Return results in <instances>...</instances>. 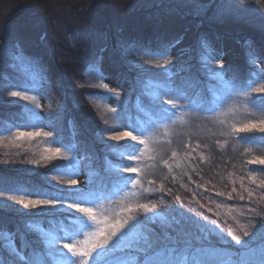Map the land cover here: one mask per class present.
<instances>
[{"label":"trees","instance_id":"16d2710c","mask_svg":"<svg viewBox=\"0 0 264 264\" xmlns=\"http://www.w3.org/2000/svg\"><path fill=\"white\" fill-rule=\"evenodd\" d=\"M101 1L106 6L112 4L111 0ZM173 1L171 0L170 4L159 2L140 9V11L147 12L145 16L155 19L153 22L145 21L140 24H131L129 27L112 30L108 35L109 48L113 55L112 60L116 65L115 68H117V75L128 83L120 84L122 86L119 88L129 91L127 98H125L124 107L118 104L111 106L104 101L111 92L109 89L100 87L99 80L102 73L97 67L95 68L93 65L89 67L86 70L88 78H83L85 77L83 71L99 55L100 47L92 48L91 53L94 55L88 61L84 59L85 54L78 52V50H69L66 54L68 56L67 62L63 65L62 62L58 61L60 74L66 73L69 78H62L63 83L59 86L63 93L56 95L57 100L54 103L56 108L51 110L49 120H46L43 114H39L35 106L30 104L25 106L19 99L8 96L13 82L28 86L36 81L33 76L29 74L15 76L10 72L6 76H2L0 79V161H8V163H0V173H7V177L13 185H19L26 189L44 188L46 177L51 175L48 170L53 164L60 165L65 161H41L39 165L30 164L27 161L39 159L41 154L50 146L64 147L71 144L76 149L79 143L84 142L88 149L87 152L93 155L90 158L91 161L83 164L80 155L78 157L75 150L72 153L81 161V172H84V169L96 171L98 175L94 176L95 184L107 185L106 190H114L115 185L109 184L112 177L106 171L108 165L105 161L107 158L112 164H116L118 160L109 151L98 133L105 127V121L108 122L109 126L115 125L119 120L117 113H121V111L125 117H131L133 123L141 125L146 120L155 119L148 103L150 97L146 96L145 93L154 92L158 85L166 83L163 77L155 75L156 72L160 71L159 69L138 76L139 70L128 64L131 57L124 50L132 47L135 51L136 48L142 47L145 51L153 53L146 55L145 60L158 59L159 57L154 54L156 49L171 46L174 41L182 39L185 34V25L183 24L178 28H168L161 23H156V19H161L165 23L169 18L166 16L167 13H170L172 8L177 9L186 25L191 24L194 28V41L189 47L184 48L182 55L173 49H169L168 52L171 58L172 54L175 55V62L177 58H180L178 56L183 57L177 61V64L175 63L173 72L178 74L170 78V83L173 87L183 89L179 103L186 107L179 116L173 118L176 120L175 124H168L167 128L158 127L156 129L153 143L150 145L156 149V152L151 154L155 158L142 162L144 167V171L141 173L142 186L143 188H152L154 191L151 193L144 192L139 196L129 197V199L133 203H156L158 214L148 213V218L143 219L138 225L136 234L140 237L142 246L144 235L156 240L157 236L163 239L165 233H169L173 237L178 236L181 232L200 234L195 224L188 221L187 217L208 223V221H203V216H208L209 220L217 222V226L223 230L225 235L224 242H221L216 236L211 237L212 243L220 249L234 250L228 243L232 240L231 236L228 235V228L231 226L235 229L237 235L241 234V230L232 217L236 216L240 223L247 224L249 218L239 216L240 211L246 212L249 206L264 208V199H261L264 197V188L260 187V182L264 181V171H261L264 169V165L249 163L256 157L264 158V143L242 141L235 137L222 135L228 131L227 124H220L213 117L212 112L200 111L197 107H210L211 102L223 88L219 79L212 77L201 67L199 41L201 39L208 41L215 55L223 56L225 53L223 61L227 57L225 52L227 49H224L220 42L228 39V41L236 43L229 48L237 51L238 56L236 61L231 60L235 64L234 74H230L224 66L223 78L224 81L240 83L255 70L248 61L249 47L246 42L251 41L252 47L257 50L258 54L264 55V34L261 35L251 29L245 30L243 26L242 28L225 26V23L221 22L217 15L221 5H227L229 0H205L201 5L189 9L182 8ZM238 47L240 49L237 50ZM19 48L16 47V53L20 52ZM37 53L39 54L37 51H31V55ZM136 55L139 57L140 53ZM257 63L259 64V61ZM212 66L216 67L215 61L212 62ZM181 67H190L191 71L180 72ZM260 67H264V64H260ZM56 76L58 74L55 73ZM235 76H238L237 79ZM74 78L75 81L80 78L79 84L74 82ZM196 94L202 96L206 104L195 106L193 99ZM176 98V94L173 93L165 99ZM103 107L107 113H104ZM111 108H115L117 113L111 112L109 110ZM252 118L254 117L239 111L235 115L229 114L226 118L220 117L219 119H227L228 123H233ZM255 118H259V113ZM14 120H26L29 124L42 127L40 131L55 132L53 136L56 135L58 127L62 126V130L59 132L64 141V146L62 144L49 145L42 136L17 141L7 139L10 132L16 130L12 123ZM103 139L107 140V133H103ZM173 152H176L175 157L172 156ZM162 159L168 160L171 171L161 163ZM22 161L24 163H21ZM153 165L155 166L153 167ZM130 166H135V162H131ZM121 174L130 175L129 173ZM153 180L155 183L150 184L149 181ZM161 184L164 185L163 192L160 191ZM168 189H171V192ZM248 191L253 192L251 201L248 197ZM219 193H223V195H219ZM240 195L244 196V200H240ZM176 196L181 198L182 203L175 201ZM230 196L231 199H229ZM161 199L164 201L162 204L160 203ZM257 201H259L258 204ZM102 202L105 208L109 210V214L119 210L118 197L104 199ZM209 208L212 209L211 212L208 211ZM229 209L234 211L229 214ZM26 211L16 212L12 210L0 213L13 220L14 229L19 227L22 231H27L25 222L36 219L46 221L47 227H50L48 224L49 217L35 218L23 215L22 213ZM56 219H63V217ZM176 220H180V224H176ZM149 228L153 232H148ZM37 236V231L28 232L30 241L35 240ZM180 238L183 239V236ZM232 243L234 244V241ZM4 258L7 259V256Z\"/></svg>","mask_w":264,"mask_h":264},{"label":"snow or ice","instance_id":"6c2138e0","mask_svg":"<svg viewBox=\"0 0 264 264\" xmlns=\"http://www.w3.org/2000/svg\"><path fill=\"white\" fill-rule=\"evenodd\" d=\"M245 2L246 0H239L235 7L239 9L240 4ZM230 11V5H221L218 15L224 16ZM179 43L180 41H176V44ZM246 43L249 47L248 61L255 70L247 79L236 83L224 81L223 56L213 54L208 41L204 39L199 41L201 67L212 77L219 79L223 88L211 102L210 107H197L200 111L212 112L213 117L220 124H227L228 131L222 135L242 141L264 143V67H260V64H264V55L258 54L252 47L251 41ZM170 47L156 49L154 54L159 58L147 60L144 57L153 53L145 51L142 47L136 48L135 51L132 47L124 50L131 57L128 64L139 70L138 76L159 69L160 71L155 75L163 77L166 83L158 85L154 92L145 93L150 97L148 103L155 119L146 120L142 125L133 123L131 117H125L123 111L117 113L115 108L109 109L117 113L119 120L113 126H109L105 121V127L98 136L118 160L116 164H112L107 158L105 161L108 165L106 171L112 177L109 184L115 185L114 190H106L107 185L95 184L93 176L98 173H91L83 184L76 179L82 175L81 161L72 154L75 146L71 144L64 147L50 146L39 159L27 161L35 165H39L41 161H65L60 165L53 164L48 170L51 175L46 177L44 188L26 189L13 185L8 177L0 175V212L27 210L22 214L35 218H50L48 228L43 226L41 219H36L25 222L27 231H22L19 227L9 231L3 227L5 218L0 216V264H264V208L257 206H249L246 212L238 213L241 217L249 218L247 224L240 223L236 216L232 217L241 230V234L237 235L235 229L231 226L228 228V235L232 238L228 243L234 250L220 249L212 243L211 237L216 236L224 242L225 235L217 226V222L209 220L208 216H203V221L208 223L187 217L188 221L195 224L200 234L181 232L173 237L165 233L163 239L157 236L156 240L144 235L143 246L140 237L136 234L138 225L143 219L148 218L147 214L157 213L158 209L156 203H133L129 199L144 192L154 191L152 188L142 186L141 173L144 171L142 162L155 158L151 154L155 153L156 149L150 145L153 143L156 129L175 124L176 120L173 117L176 112L186 107L179 103L183 89L173 87L170 83V78L178 74L173 72L175 63L168 55ZM137 53H140L139 57ZM213 61L216 67L212 66ZM179 71H191V68L181 67ZM101 78L105 77L101 74ZM100 87L107 89L108 85L102 83ZM173 93L176 94V99H165ZM111 95L119 97L120 94L112 92ZM8 96L31 101L37 108L40 107L37 98L28 95L27 91H11ZM239 111L254 118L233 123H228L227 119H219L226 118L229 114L235 115ZM257 113L259 118H255ZM103 133H107V140L103 139ZM34 136H42L49 145H64L59 130L53 136L52 132H25L18 127L14 132H10L7 139L17 141ZM167 142L170 143V141ZM172 156L175 157L176 152H173ZM131 162H135V166H130ZM0 163L7 164L8 161H0ZM161 163L171 171L168 160L162 159ZM249 163L264 165V158L256 157ZM149 183L154 184L155 181H149ZM129 186L131 189L125 191L129 189ZM260 187L264 188V181L260 182ZM138 189L140 191H137ZM160 191H164L163 184L160 186ZM168 191L171 192V189ZM117 197L119 210L109 214V210L105 208L102 201ZM248 197L251 201L252 191H248ZM231 198L230 196L229 199ZM239 198L244 200L243 195ZM175 201L182 203L179 196L175 197ZM160 203H164L163 199ZM208 211L211 212L212 209L209 208ZM232 211L234 210L229 209V214ZM141 213L143 215H140ZM57 217H63V219H56ZM175 223L180 224V220H176ZM29 231H38L35 240L28 239ZM148 232L153 230L149 228ZM181 236L183 239L180 238ZM5 256L7 259L4 258Z\"/></svg>","mask_w":264,"mask_h":264},{"label":"rangeland","instance_id":"374dc122","mask_svg":"<svg viewBox=\"0 0 264 264\" xmlns=\"http://www.w3.org/2000/svg\"><path fill=\"white\" fill-rule=\"evenodd\" d=\"M170 1L111 0V6H106L101 0H0V79L2 76L9 74V72L15 76L18 74L33 76L36 81L28 86L13 82L10 92L27 91L28 95L35 96L39 102V108L31 101L17 99L22 101L25 106H28V104L33 107L35 106L38 113L43 114L45 119L49 120L51 110L56 108L54 104L57 100L56 95L63 93L59 86L63 83L62 78H69V75L66 73L60 74L58 61L62 62V65L66 63V59H68L66 54H68L69 50L83 52L85 54L84 59L88 61L94 55L91 53L92 48L100 47L101 51L99 55L83 71V75H85L83 78H88L86 70L89 67L92 65L95 68L97 67L103 74V77H105L102 79L100 76V83L107 84V89L111 93L119 92L120 94L119 97L110 94L104 101L111 106L118 104L124 107L125 98H127L129 91L122 88L119 89L122 86L120 84L127 82L117 75V68H115L116 65L112 60L113 55L109 48L110 41L108 35H110L112 30L129 27L131 24H140L145 21L153 22L155 19L152 17L148 18L145 16L147 12L140 11V9L150 7L159 2L170 4ZM204 1L174 0L173 2L178 3L182 8L189 9L193 6L201 5ZM238 3L239 0H229L227 5L231 6V11L224 16L217 15L219 16V20L225 23L224 25L227 27L242 28L243 26L245 30L251 29L261 35L264 34V0H246L237 9L235 6ZM167 14L166 16L169 18L165 23L161 19H156V23H161L168 28H178L182 24L185 25L184 36H182V39L176 40L180 41V43L176 44V41H174L170 47V49L182 55L184 48L189 47L194 41V28L191 24L186 25V22L181 19V13L177 9L172 8L170 13ZM220 43L224 46V49H227L225 51L227 57L224 59L223 64L230 74H234L235 64L231 60L234 59L236 61L238 56L237 51L230 50L229 48L232 45H236V43L230 42L228 39H224ZM17 46L20 47L19 53L15 52ZM31 51H37L39 54L31 55ZM174 56L172 54V59L176 64L179 59L183 58L178 56L180 58H177L175 62ZM98 60L99 63H97ZM55 73L58 76L55 77ZM237 77L235 76L236 79ZM79 79L75 81L74 78L73 80L76 84H79ZM81 81L84 80L81 79ZM205 102V99L198 94L193 99L195 106L204 105ZM102 110H104V113H107L105 107ZM182 110L176 112L173 118L179 116ZM12 123L16 129L19 127L25 132H39L40 128H42L29 124L26 120H14ZM58 130H62V126H59ZM52 133L54 135L55 132ZM83 143H79L75 151L78 157L80 155L83 164H85L91 161L90 158L93 155L87 152V146ZM91 173H96V171L84 169L82 175L76 179L83 184ZM0 175L7 177V173H0ZM130 189L131 186H129V189H125V191H129ZM0 216L5 218L3 227L9 231H14L13 220L1 213ZM43 226L47 227V223L44 220Z\"/></svg>","mask_w":264,"mask_h":264}]
</instances>
